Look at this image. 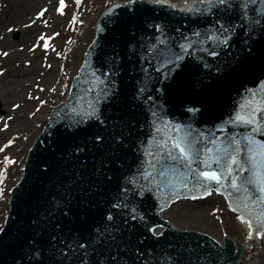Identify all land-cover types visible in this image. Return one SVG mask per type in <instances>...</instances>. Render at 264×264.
Instances as JSON below:
<instances>
[{"label":"water","instance_id":"1","mask_svg":"<svg viewBox=\"0 0 264 264\" xmlns=\"http://www.w3.org/2000/svg\"><path fill=\"white\" fill-rule=\"evenodd\" d=\"M148 8L150 10L138 14V23L132 27L126 28L120 22L126 19L123 7H112L103 17L97 39L87 54L70 97L52 115L50 123L30 153L23 180L14 189L12 209L0 234V264H36V260L29 255V244L32 241L38 242L43 249L40 264H80L79 258L65 248V245L73 243L72 238L77 234L81 237L80 242H87L89 236L95 235L97 228L103 230L106 225H110L111 222L105 219L108 211L113 213L123 211L125 215L115 216V224L112 227L119 230H113L114 239L109 238L98 244L95 251L90 250L89 264H102L103 261H107L108 264H159L165 253L175 256L180 264H189V261L191 264H234L236 259L241 260L239 237L221 240L219 241L221 244H218L210 237L197 232H181L196 230L171 222L170 225L162 220V211L177 200L205 193L199 185L194 186V182H190L187 188H178L175 194L167 190L162 194L161 190H155L150 194V199L140 203L137 219H132L128 215L129 210L111 209L110 202H115L117 185L122 183V178L136 171L141 158L145 161L152 160V157H142V153L137 151L138 141H145V146L154 151L150 137L160 140L162 137L166 138V134L174 135L175 133L171 131L172 125L191 124L196 130H212L220 140L225 136L238 137L241 133L251 131L244 126L222 124V121L229 119L230 113L234 115L233 105L240 100V94H243L244 90L241 84L243 83L244 87H255L248 81L230 80L229 86L213 97L212 107L195 115L185 113L176 98L175 85L171 80H165L162 74H159L160 81L150 85L141 100L134 99L137 82L143 77L141 67H148L153 76L158 75L146 60L140 58L142 51L140 45L156 44L158 47H164L157 39L160 33L147 25L162 24L167 35L177 39L181 32L190 36L193 29L202 30L206 26L205 22L197 19L195 15L176 12L166 4L149 5ZM132 45L135 46V51L130 47ZM144 51L146 52V46ZM217 52L218 55L210 56L194 51L193 55L186 56L181 62L182 70L177 71L180 72L179 79L189 94H196L199 91L195 88L198 79L210 81L211 85L217 83L215 78L218 73L215 69L218 64L246 55L239 36H234L231 47L218 48ZM116 54L120 65L117 69L119 75L115 77L118 96L107 103L103 100L98 101L99 88H94L95 80L92 73L96 72V75L103 79L100 74L107 70L106 61ZM197 57H203V60ZM205 62L212 67L205 68L203 66ZM173 76L175 77V73ZM157 88L163 89V92H157ZM148 96H152L157 104L163 105L161 113L163 120L170 122L167 130L164 123L159 120L153 123L148 111L151 101L148 105L143 102ZM89 104H98L101 108L104 116L108 118L109 132H112L113 128L116 133L123 129L124 143L127 147L119 149L116 157H109L113 162L106 171L113 177L111 182L99 181L93 175L94 162L101 153L92 148L91 144L88 146L90 150L74 153L73 138L65 135L68 131L67 125L81 119L83 112L90 111ZM218 125L222 126L224 131L217 130ZM157 128L161 131L157 132ZM92 130L94 129L80 132L75 138L76 141ZM255 137L258 140L264 139V133H256ZM240 155L242 160L246 159L245 153ZM157 156L163 157L160 158L157 171L160 167L172 166L173 162L168 161L162 153ZM177 166L181 167L178 162ZM200 167L203 169V165ZM181 170L184 169L181 167ZM233 174L238 177L251 175L249 171L244 173L234 171ZM139 182L143 183L142 180ZM230 183V179L224 181L219 189L228 196L231 204L237 207L238 202L244 201L245 193L243 187L240 192L230 186L225 187ZM248 187L251 188L254 198L259 195L254 186ZM212 188L217 190L218 186L213 183L209 190ZM136 199L142 200L141 197ZM194 202H207V198L197 201L180 200L175 204ZM249 207L257 212L262 210L250 202ZM61 208L63 211L71 208V212L65 216ZM226 211L236 216L228 204ZM242 213L249 218V213L242 210L237 216ZM140 215L144 216L148 227L157 228L163 235H153L147 228L141 227L144 220L139 219ZM251 230L257 232L255 228ZM212 237L216 239L215 236ZM62 252L66 255H62ZM177 253L180 255L177 256ZM113 256L117 257L115 262L111 261Z\"/></svg>","mask_w":264,"mask_h":264},{"label":"snow or ice","instance_id":"2","mask_svg":"<svg viewBox=\"0 0 264 264\" xmlns=\"http://www.w3.org/2000/svg\"><path fill=\"white\" fill-rule=\"evenodd\" d=\"M166 3V0H126L122 5L114 7H123L126 19L120 22L127 28L135 26L138 23V14L150 10L149 5H159ZM76 4H80V0H76ZM66 7L65 0H59V8L61 14L64 13ZM168 7L175 9L176 5L169 4ZM46 10L41 11L38 15L43 16ZM180 11L184 14H193L197 19L204 21L206 26L200 29H193L191 35L180 33L179 38L170 37L165 32V26L162 24H150L147 27L155 28L160 37H157L160 45L156 44H141L142 60H146L153 70L158 74L153 76L148 67L142 66L140 71L143 77L138 81V87L134 99L141 100L145 96V92L150 85L160 81V75H163L165 80H171L175 85V95L183 106L185 113L198 114L212 107L213 97L220 90L229 86L230 80L248 81L255 87H244L241 98L233 105V112L229 114V119L222 121L223 125H236L250 128L248 133L225 136L220 140L212 130L201 131L191 127V124L172 125L171 131L174 135H167L166 138L156 140L150 137V143L154 151L145 146V141H138L137 151L143 156L152 157L151 161H145L141 158L139 165L134 173L122 178V183L117 185V193L114 197L115 202L111 203V209L129 210L128 215L132 219H137V209L141 202H146L151 198V193L155 190H164L175 194L178 188H187L190 182H194V186L199 185L204 189L205 195H211L210 186L215 183L219 186L227 180H231L230 186L237 192L243 187L244 201L238 202L237 207L233 211H246L249 213L248 227L255 228L257 234L264 237V139H256V133H264V0H194L193 3H185ZM76 17L73 16V21ZM11 31V29H9ZM242 33V35H241ZM135 32H133V36ZM234 36H239L241 45L246 55L243 58H235L227 61L224 64L216 66L218 76L215 78L217 83L211 85V82L197 80L195 88L199 89L196 94H189L184 84L180 81L181 62L186 56L193 55L194 51L207 53L210 56L218 55V48H228L232 46ZM47 47V45H45ZM146 46V52L144 51ZM211 46V47H207ZM133 51L135 46L132 45ZM7 55V53H4ZM203 60V57H197ZM107 70L101 72L103 79L92 73L95 80L94 88H99L97 100H103L105 103L115 99L118 96V85L115 77L119 75V58L118 54L106 61ZM205 68H211L208 63H204ZM182 70V69H181ZM175 73V77L173 76ZM157 92H163V89L157 88ZM31 98V97H30ZM148 111L152 117L153 123L159 120L164 123L167 130L170 122H165L161 113L163 105L157 104L152 96H148L143 102L148 105ZM18 108L19 105H16ZM90 111H85L81 114V119L76 120L73 124L67 125L68 131L66 136L73 138L74 153H84L91 144L92 148L100 152L99 158L94 162L93 175L99 181L111 182L113 177L108 175V169L113 162L109 157H116L118 150L127 145L124 143L125 137L123 129L116 133L115 128L109 132L108 118L104 116L103 111L98 104H89ZM160 109V111H157ZM75 111V109H74ZM11 119V117H9ZM91 121V123H89ZM119 123V122H114ZM83 125L84 127H80ZM7 124H5V128ZM88 131L78 142L76 137L80 132ZM217 130L224 131L222 126H217ZM157 132L161 129L157 128ZM12 142L9 141V144ZM5 148L8 145L4 146ZM0 148V151H3ZM162 153L168 161H172V166L160 167L157 171V166L160 163V157L157 154ZM241 153L246 154V159H241ZM177 162L184 169L177 166ZM5 165L12 164L14 161L5 157ZM118 163V161H117ZM147 163V168H145ZM195 165L196 167H193ZM203 165V169H201ZM215 165V167H213ZM247 165V168H246ZM123 167V165H120ZM234 171L244 173L249 171L250 176L238 177L234 175ZM6 175V172L0 170V177ZM143 183H140L139 180ZM254 186L259 195L253 197L251 188ZM147 194V195H146ZM231 196V193H229ZM136 197H141L142 200H137ZM197 199V197H192ZM249 202L262 209L255 211L249 207ZM135 204V207L130 205ZM66 207V205H65ZM63 215L67 216L71 212V208L63 211ZM125 213L119 211L113 213L108 211L105 219L111 222L106 225L103 230L97 228L94 236H89L87 242H80L79 234L74 236L73 243L65 245V248L71 250L79 260L80 264H89L91 260V251L96 250V246L101 242L112 238V225L115 224V216H123ZM242 221L245 219L242 214L238 217ZM140 220H144V216H139ZM127 222L126 220L124 221ZM141 227L147 228L148 232L153 235H163L158 232L155 227H148V222L144 220ZM252 233L249 232V236ZM172 247V245H169ZM91 250V251H90ZM43 249L38 242L32 241L29 244V255L36 260V264H40ZM62 255L66 253L62 252ZM180 254L177 253V256ZM117 257L111 258L115 262ZM102 264H108L103 261ZM159 264H180L177 258L169 253H165L160 258ZM191 264V261H189Z\"/></svg>","mask_w":264,"mask_h":264},{"label":"rangeland","instance_id":"3","mask_svg":"<svg viewBox=\"0 0 264 264\" xmlns=\"http://www.w3.org/2000/svg\"><path fill=\"white\" fill-rule=\"evenodd\" d=\"M116 2L126 0H80L79 5L76 0H65L61 14L59 0H0V148L4 149L0 151V170L6 172L0 177V230L10 211L11 191L23 174L32 146L66 100L95 37L100 14ZM43 10L44 15L39 16ZM5 157L14 163L5 165ZM226 207L225 199L214 194L207 202L173 204L164 217L218 241L239 237L246 252L243 258L264 264V238L249 237L245 222Z\"/></svg>","mask_w":264,"mask_h":264},{"label":"bare ground","instance_id":"4","mask_svg":"<svg viewBox=\"0 0 264 264\" xmlns=\"http://www.w3.org/2000/svg\"><path fill=\"white\" fill-rule=\"evenodd\" d=\"M186 2L187 3H193L194 0H184V1L182 0L180 3H173L171 0H166V3H164V4H166V5H169V4L176 5V8H175L176 12L177 11L181 12L180 9L184 8ZM108 13H109V11L106 13V15ZM102 23H103V21L101 22V25H102ZM99 29H100V26H99ZM16 52L18 53V51H16ZM164 212H165V210L162 211V220L166 221L165 217H164V214H165ZM245 224H246L245 226H246L247 231L251 232V229H249V227H248V221L245 222ZM254 238H259V239L261 238L262 239L264 237H262V236H260L259 234L256 233ZM227 239H231V238H227ZM224 240H226V239H224ZM239 243H240L241 260L236 259L234 264H255V263L249 262V261H247L246 259L243 258V256H245L246 252H245V249L243 248V246H242L240 241H239ZM249 260H250V258H249ZM256 264H259V263H256Z\"/></svg>","mask_w":264,"mask_h":264}]
</instances>
